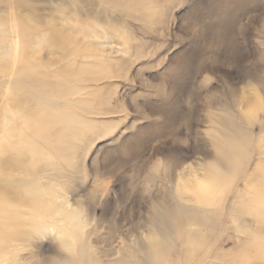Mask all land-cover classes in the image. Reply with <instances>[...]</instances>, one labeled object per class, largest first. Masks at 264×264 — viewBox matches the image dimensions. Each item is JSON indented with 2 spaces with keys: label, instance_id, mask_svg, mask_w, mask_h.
I'll list each match as a JSON object with an SVG mask.
<instances>
[{
  "label": "rangeland",
  "instance_id": "rangeland-1",
  "mask_svg": "<svg viewBox=\"0 0 264 264\" xmlns=\"http://www.w3.org/2000/svg\"><path fill=\"white\" fill-rule=\"evenodd\" d=\"M47 29L64 46L42 40ZM18 77L34 79L48 113L39 165L50 169L35 180L52 210L0 264H186L188 231L206 239L192 264H264V0H0L7 145L28 117ZM210 168L223 181L209 199L198 194ZM69 212L79 233H67Z\"/></svg>",
  "mask_w": 264,
  "mask_h": 264
},
{
  "label": "bare ground",
  "instance_id": "bare-ground-1",
  "mask_svg": "<svg viewBox=\"0 0 264 264\" xmlns=\"http://www.w3.org/2000/svg\"><path fill=\"white\" fill-rule=\"evenodd\" d=\"M107 1L117 3L120 0ZM31 30L32 28H26V31ZM24 32L25 31H22V33ZM41 39L48 42L49 45L57 47L64 46V44L66 43V38L63 36V34L55 32L52 29H47L42 35ZM11 54L12 52L8 51L6 53V56L9 57ZM12 56H16L13 58H18L19 61L23 60L22 62L24 63L30 62L26 60L25 56H23V54L20 52L14 51V53L10 57ZM259 83L261 87H264L263 78L259 81ZM34 84L35 81L32 78L22 79L18 77L10 81L11 86L15 88L20 87V89L25 90V92L20 91L22 93L19 96L17 108L20 109V111L27 110L28 117L19 130L20 139H17L14 144L10 145L5 144L4 140V143L0 142V258L6 252L4 246L5 244L11 241L19 240L26 233V231L23 233V225L30 224L31 226H35L33 225L35 224L33 222L34 219L43 220V223L41 225H44L46 223L44 221L45 217H47L52 210V202L50 201V198H48L43 190L40 189L35 180L37 179L39 174H41L40 172H45L46 170L50 169V164L46 163L44 164V166L39 165V163L41 162L40 160L42 159V155L44 154L43 151H45L46 149L45 142H43L41 135L45 127L44 125L48 124V113L40 106L42 99L37 97L36 93H33L29 89L30 86ZM38 84H40L39 86H43L50 94H55L60 91V89H58L59 84L56 83L51 84L52 86H49V84L43 82V80L41 79L40 83ZM23 93L24 95H22ZM0 125H3L2 127H4V124ZM33 127H37L39 136H31V129ZM21 137L24 140L20 141L22 139ZM262 146L264 147V144H262ZM36 148L39 149V152L35 151ZM217 148L218 144L215 142L214 149L217 151ZM262 153L261 155H263L264 157V151ZM227 155L229 157V155H231V152H229V154ZM225 159V155H223L222 157L219 156L218 158L216 155H212V157L210 158L211 162H214L215 164L219 163V161L221 160H223L224 162ZM260 165L261 163L257 164V168H259ZM204 178L206 182L211 184V187L204 189L205 193L202 195L198 194V196H203L206 194L208 197L216 192L215 188H217V186H219V184H221V181L223 180L221 179L220 174L213 168H210L207 171ZM259 199L261 201V194H259V192H255L252 196L245 199L244 204L253 205L256 204ZM209 202L212 203L213 200H209ZM170 208L171 212L179 215L184 211L187 212L188 207L178 206V210L175 207L173 209L172 207ZM24 216H29V219L25 218ZM64 217L67 219V227L69 229V231L67 230V233L69 234L71 232L70 230L72 229L76 230V232L79 233V226H77L79 217L77 216V214L75 212H69L64 215ZM182 222L183 219L180 218L179 220H176L175 223H173L172 227L181 230ZM210 222L214 224L215 220L210 219ZM185 236H187V238L189 239L186 243L187 245L182 248L186 258L185 261L186 264H192L193 261L191 258V254L195 252L194 248L196 247L197 249L198 247H201L205 243L206 239L195 236V234H191L189 231L185 234ZM162 246L165 247V245L161 243L160 247ZM82 249H84V245H82ZM204 257L205 256H203V258ZM203 258L201 262L204 260ZM8 264L13 263L11 262ZM172 264H178V261H174L172 262Z\"/></svg>",
  "mask_w": 264,
  "mask_h": 264
}]
</instances>
